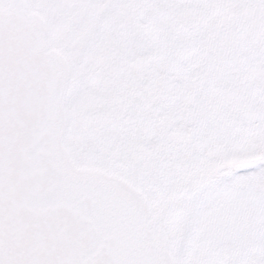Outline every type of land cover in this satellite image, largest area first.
Here are the masks:
<instances>
[{
    "label": "snow or ice",
    "instance_id": "1",
    "mask_svg": "<svg viewBox=\"0 0 264 264\" xmlns=\"http://www.w3.org/2000/svg\"><path fill=\"white\" fill-rule=\"evenodd\" d=\"M0 264H264V0H0Z\"/></svg>",
    "mask_w": 264,
    "mask_h": 264
}]
</instances>
